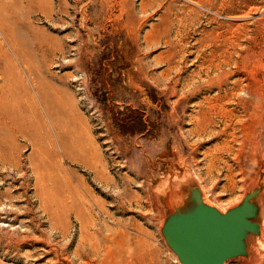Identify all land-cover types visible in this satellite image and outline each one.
<instances>
[{"label":"rangeland","instance_id":"1","mask_svg":"<svg viewBox=\"0 0 264 264\" xmlns=\"http://www.w3.org/2000/svg\"><path fill=\"white\" fill-rule=\"evenodd\" d=\"M263 39L264 0H0V264H179L184 184L260 186L264 264Z\"/></svg>","mask_w":264,"mask_h":264},{"label":"water","instance_id":"2","mask_svg":"<svg viewBox=\"0 0 264 264\" xmlns=\"http://www.w3.org/2000/svg\"><path fill=\"white\" fill-rule=\"evenodd\" d=\"M260 192L253 187L224 211L206 202L196 184H184L168 198L161 233L179 264H226L248 256L250 238L261 231Z\"/></svg>","mask_w":264,"mask_h":264},{"label":"bare ground","instance_id":"3","mask_svg":"<svg viewBox=\"0 0 264 264\" xmlns=\"http://www.w3.org/2000/svg\"><path fill=\"white\" fill-rule=\"evenodd\" d=\"M243 28V27H242ZM228 29V28H227ZM248 32V31H247ZM256 36V35H255ZM262 36V35H261ZM226 38V37H225ZM239 38V37H238ZM231 40V39H230ZM263 42H264V39H263ZM262 42V43H263ZM237 44V43H236ZM239 45H241V44H239ZM243 46V47H242ZM241 47L243 48V50L247 53V56L248 57H251V58H253V60H260L259 59V55H261V54H259L260 52H261V49H256V47L254 46V45H248V46H246L245 45V47H244V45H241ZM264 47V46H263ZM227 48V47H226ZM222 49V48H221ZM264 49V48H263ZM228 51V50H227ZM246 55V54H245ZM240 57V56H239ZM245 57V56H244ZM230 58V57H229ZM228 57H221V60L219 61V62H217L216 63V67H217V69H219V68H221V65H222V63H228L229 61H230V59H229ZM232 59V58H231ZM219 60V59H218ZM263 60V59H262ZM213 61V60H212ZM234 61V60H233ZM239 61V60H238ZM238 61H236V62H238ZM211 62V61H210ZM214 62V61H213ZM231 63H233V62H230V64ZM234 63H235V61H234ZM239 63V62H238ZM236 64V63H235ZM223 65H225V64H223ZM223 65H222V67H223ZM203 67V66H202ZM213 70V69H212ZM205 72V71H204ZM227 73V72H226ZM228 73H229V71H228ZM225 74V73H224ZM199 77V76H198ZM244 77V76H243ZM236 78V77H235ZM255 79V78H254ZM242 80V79H241ZM239 81V80H238ZM222 82V81H221ZM221 84V83H220ZM193 85V84H192ZM251 85H253V84H251ZM259 85V84H258ZM230 86V85H229ZM240 86V85H239ZM241 87V86H240ZM260 86H258V87H254V88H252V91L255 93V94H259V92H261L260 90ZM237 93V92H236ZM229 94V93H228ZM262 95V94H261ZM259 97V96H258ZM215 101V100H214ZM222 103V102H221ZM257 103H259V102H257ZM261 104V103H260ZM209 105H211L210 107L212 108V104H210L209 103ZM255 105V104H254ZM257 107L258 106H254V108L255 109H257ZM259 108V107H258ZM208 110V109H207ZM218 110V109H217ZM242 110V109H241ZM258 110V109H257ZM205 111V110H204ZM203 112V111H202ZM258 112H260V111H258ZM205 113V112H204ZM224 113V112H223ZM229 114V113H228ZM222 115V114H221ZM3 207V206H2Z\"/></svg>","mask_w":264,"mask_h":264}]
</instances>
